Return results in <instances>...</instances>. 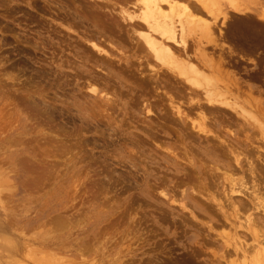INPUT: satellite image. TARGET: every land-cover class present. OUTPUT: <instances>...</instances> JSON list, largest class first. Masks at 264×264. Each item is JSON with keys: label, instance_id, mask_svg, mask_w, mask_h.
Here are the masks:
<instances>
[{"label": "rangeland", "instance_id": "rangeland-1", "mask_svg": "<svg viewBox=\"0 0 264 264\" xmlns=\"http://www.w3.org/2000/svg\"><path fill=\"white\" fill-rule=\"evenodd\" d=\"M83 1L0 0V80L3 79L0 81V264H242L244 260L235 255L233 244L238 245L240 242L245 249L249 245H255L258 240L263 251L264 244H261V240L238 226L242 220L235 218L234 211L228 205L234 200L236 204L247 201L250 209L248 212L253 217L258 216V219H254L258 227L255 226V229L259 233L264 231V222L259 223V219L264 221V213H261L263 211H254L246 196L241 195V199L240 194L237 197V194L229 193L230 186L227 184L228 181L244 176L246 185H251L252 179L249 180L250 176L245 169L248 167L247 160L257 165V169L264 170V132L257 129L260 122L264 124V111H261L264 109V34H257L261 25L258 26L259 21L255 20L264 10V0H236L239 13L227 6L220 8L228 16L223 20L224 24L221 17L216 20L217 27L222 32L225 31L224 37V33L221 34L222 41L221 37L220 41H216L224 46L221 48L219 44L223 53L218 47L212 48L203 42L206 45L203 44L205 51L208 54L214 52L211 55L217 62V54L221 57L222 65L220 70L216 69L217 74L216 70H205L206 74L210 75L211 71V75L218 77L214 76L213 79L220 80H213L219 82L217 86L214 84L218 87L217 91L222 92L228 87L226 91L229 89V94L237 97L238 104L250 110L254 117L257 115L258 119L256 124L248 117H243L245 121L242 120L234 112H230L232 115L218 111L216 114L214 111L209 115L206 113L208 122L212 118L213 125L206 123V126L210 133L213 131L211 135L214 138H210L209 134L201 136L193 129L190 130L191 121L198 120L197 113L194 114L197 109L191 110L194 112L192 114L186 112L189 92L182 90L178 80L163 68V71L160 69L159 79L156 81V76L148 73L145 58L135 61L131 58L132 62L128 66L121 62L117 64V58L113 57V62L107 69L97 66L103 60L91 53L86 43L91 41L92 28L86 21L74 16L77 5L82 3L83 7L87 4ZM198 13L207 20L210 18L204 12ZM250 24L255 25L258 30ZM217 31L218 29L214 30L215 33ZM188 41L189 47L195 46L192 39ZM102 45L116 57L120 56L109 45ZM114 47L124 53L127 51L125 55L130 56L125 48L129 47L128 43L115 44ZM227 48L233 50L229 51ZM190 49L189 53H193ZM226 51L231 55L227 56ZM150 60L147 61L152 62L149 64L160 68ZM94 66H97L96 69ZM232 73L235 74L234 77ZM167 75L169 81L165 80ZM230 75L233 80L228 79ZM140 80L142 83L145 81V86L139 87L142 84ZM90 82L96 84L97 92L103 96L87 97L89 91L86 88ZM135 83L139 85L136 86ZM165 84L170 88L167 86L168 91ZM174 86L178 89H174ZM184 93L186 97L183 96ZM167 96L173 104L176 100L177 105L178 101L182 102L180 107L183 109L185 106L183 110L187 113L188 123L185 121L182 124L177 119ZM105 97L111 100L108 102L112 104H109L110 107L105 102ZM147 106L155 113V117L153 114L147 117ZM233 114L236 121L232 118ZM129 148L133 155H130V151L127 152ZM134 150L137 153L134 154ZM208 150L215 157H211ZM237 152L240 153L242 170L246 174L233 161ZM222 153L225 156L223 158L219 156ZM190 156L198 160V163ZM258 157L263 161L262 167L257 164L260 163ZM199 168L201 171H198ZM208 171L211 173L208 174ZM212 179L218 182V186ZM258 182L255 181L256 185ZM211 184L213 187L208 186ZM196 186L202 188H194ZM259 187L263 196L262 193L258 196L264 199V184L260 183ZM102 189L104 190L101 191ZM198 189L202 191V195L198 193ZM93 192H97V195L92 194ZM223 193H229L230 199H221L220 203L217 197L226 198ZM91 196L97 197L95 199ZM211 196L218 203L212 201ZM222 202H228V205ZM230 215L232 220L229 219ZM224 234H232L231 239ZM225 240L228 246L230 244L229 247L225 245ZM254 254L255 251L250 250L246 261L251 255L248 260L250 262Z\"/></svg>", "mask_w": 264, "mask_h": 264}, {"label": "bare ground", "instance_id": "bare-ground-1", "mask_svg": "<svg viewBox=\"0 0 264 264\" xmlns=\"http://www.w3.org/2000/svg\"><path fill=\"white\" fill-rule=\"evenodd\" d=\"M68 1V0H67ZM70 1V0H69ZM73 1V0H72ZM35 2V0H34ZM87 3L86 5L84 4L83 7L81 5H77L75 7V12H74V16L76 18H80L81 21H86L90 27L92 28V33L90 35V38H91V41L90 42H86L88 43L87 45L90 47L91 49V53H94V55H98L102 60L103 62L101 63H98L97 66H102L105 67V69H107L109 67V65L113 62L112 59H116V63L118 64L119 62L121 63H125V65H128L130 64V59H134L135 60H140V58H145V61H146V64H147V67H148V73H150L151 75H155L156 76V81L159 79V71L161 68H163L164 70H166L168 73H170L171 75H173L174 79H177L176 81L179 82L181 85H182V90H187L189 93H188V104L186 102V100L184 99V101L186 102L187 106L186 109L188 108V110H186L187 113H194L192 112L191 110H196L197 112H195L194 114L197 115V118L198 120H192L191 123H190V130H194L196 131V133L200 134L202 136V134L204 136H208L211 135V133L213 132L211 130V133L210 131L207 129V126H206V123L207 124H210L211 123V116L209 119V122L207 121L208 120V116L210 112H215L216 114V111L218 112H222V113H230V112H234L236 114V116L242 118V120H244L243 117H248L250 118L251 120L254 121V123L258 124L257 121L258 119L256 118V116L254 117V115L250 112V110H246V108L242 107V104H238V99L237 97L233 94L230 95L231 93L228 92L230 91L228 89V91H226V89L228 88L227 85H224L225 86V90H223L221 92V90L217 91L218 90V87H216L219 83V82H214L213 80L217 81L218 79H213L214 76L216 75H211V71H214V70H220L221 69V61H220V58L217 54V58H218V62L217 60H215L213 57H212V53L214 52H211V54H208L207 51H205L204 47L206 45H209V46H212V48H216L218 47V49L220 48L219 47V44L221 45V48L224 47L222 46V43L221 42H218L216 43V41H220V37H221V34L222 37H224L225 35V31L222 32V30L220 29V27L218 28L217 25H216V20L218 19V17H221L222 19V24L223 23V20L228 18L227 14L223 11H221V7L223 6H227L229 7L230 9L234 10L235 13H239V10H238V6H237V3H236V0H84L83 3ZM31 4V3H30ZM72 4V3H71ZM2 5V4H1ZM68 6V5H67ZM69 7V6H68ZM242 7V6H241ZM228 8V9H229ZM73 9V8H72ZM74 10V9H73ZM80 10V11H79ZM225 10V9H224ZM1 11V10H0ZM11 11V10H10ZM246 11V10H245ZM198 12H204L206 14V16L210 17L208 18V20L206 19V17L204 15H201L200 13ZM233 12V13H234ZM242 12V11H241ZM203 13V14H204ZM248 13V11L246 12ZM244 12V14H246ZM36 14V13H35ZM73 15V14H71ZM240 15V14H238ZM248 15V14H247ZM29 16V14H28ZM73 16V17H74ZM244 16V15H243ZM249 16V15H248ZM29 18V17H28ZM246 19V17H245ZM31 20V19H30ZM211 20V21H210ZM255 20H258V23L257 25L259 26V24L261 26L258 27V29H260V31L255 27V25H251L253 26V28L255 27L256 30H258V33L257 34H260V35H263L264 34V10L261 11V14L260 16L258 17V19H255ZM74 21V20H73ZM83 23V22H82ZM249 23V22H248ZM87 24V25H88ZM45 26V25H44ZM87 27V26H86ZM89 27V26H88ZM217 27V28H216ZM218 29V33H215L214 30ZM88 29V28H87ZM88 31V30H87ZM86 31V32H87ZM254 31V30H253ZM252 31V32H253ZM251 32V33H252ZM65 33V32H64ZM216 34L218 35V37H216ZM199 35V36H198ZM222 37H221V41H222ZM255 37V35H254ZM192 39V42L193 44L195 43V46L193 47H189V43H187V41L191 40ZM203 39V41L201 40ZM195 40V41H194ZM196 40H200L199 42H197ZM257 40V39H256ZM255 40V41H256ZM188 41V42H189ZM205 41V42H204ZM253 41V40H252ZM254 41V42H255ZM10 42V41H9ZM22 42V41H20ZM126 42V44L128 43L129 44V47H125L126 49H128V53H130V56L127 57V55H125V53L127 52H123L121 51L119 48L117 47H114L115 44H119V45H123L124 43ZM197 42V43H196ZM206 44H204V43ZM252 43V42H251ZM1 44V43H0ZM47 44V43H46ZM102 44H107L109 45L110 47H112L113 49L112 50H115V52L119 53L120 56L116 57V55H114L112 52H109L107 51V48L106 50L103 48L104 46ZM205 46H204V45ZM261 44V43H260ZM31 45V44H30ZM33 45V44H32ZM31 45V46H32ZM84 45V44H83ZM103 47H102V46ZM106 45V46H107ZM192 45V44H191ZM253 45V44H252ZM255 45V44H254ZM81 46V45H80ZM87 46V47H88ZM36 48V46H34ZM88 47V48H89ZM255 47V46H254ZM190 48L194 49V50H191ZM89 49V50H90ZM189 49L191 51H193V53H189ZM217 49V50H218ZM111 50V51H112ZM131 50V51H130ZM220 51L222 49H219ZM218 50V51H219ZM227 50H233L232 48L228 49ZM225 51V50H224ZM241 51V50H240ZM90 52V51H89ZM223 53V51H221ZM220 52V54H221ZM234 52V51H233ZM233 52H231L233 54ZM242 52V51H241ZM57 53V52H56ZM251 53V52H250ZM49 54V53H48ZM127 54V53H126ZM219 54V55H220ZM225 54V52H224ZM223 54V55H224ZM227 54H230V53H227L226 51V55ZM249 54V53H247ZM231 55V54H230ZM77 56V55H76ZM229 56V55H227ZM114 57V58H113ZM193 58L195 59L194 63L193 62ZM226 58V56H225ZM242 58V57H241ZM151 59V60H150ZM243 59V58H242ZM4 60V59H3ZM154 61L155 63H157L160 68H156L154 65H151L149 63H152V62H147V61ZM223 60V59H222ZM228 61L230 59H227ZM226 60V61H227ZM75 61V60H74ZM133 61V63H134ZM143 61V60H142ZM145 61H143L145 63ZM240 61V60H239ZM50 62V61H49ZM107 62V63H106ZM132 62V61H131ZM233 62V60H232ZM230 62V63H232ZM94 63L96 64V61H94ZM234 64V63H233ZM114 65V63H113ZM134 65V64H133ZM226 65V64H224ZM236 65V64H235ZM10 66V65H9ZM97 66H94L97 67ZM115 66V65H114ZM114 66H111V67H114ZM129 66V65H128ZM138 66V65H137ZM232 66V65H231ZM234 66V65H233ZM120 67V66H119ZM124 67V66H122ZM140 67V66H139ZM224 68H226L225 66H223ZM5 68V67H4ZM14 68V66H13ZM101 68V69H102ZM128 68V67H127ZM138 68V67H137ZM228 68V67H227ZM226 68V69H227ZM230 68V67H229ZM96 69V68H95ZM94 69V70H95ZM101 69H98V70H101ZM104 69V68H103ZM102 69V70H103ZM115 69V68H114ZM129 69V68H128ZM127 69V70H128ZM141 69V68H140ZM163 69H161L163 71ZM208 69V70H211L210 71V75L206 74L205 70ZM7 70V69H6ZM16 70V69H15ZM93 70V71H94ZM126 70V71H127ZM130 70V69H129ZM128 70V71H129ZM146 70V69H145ZM207 70V71H208ZM216 70V71H217ZM8 71V70H7ZM125 71V72H126ZM96 72V71H95ZM101 72V71H100ZM121 72V71H120ZM147 72V70H146ZM107 73V72H106ZM216 74L218 73L215 72ZM222 73V72H221ZM221 73H219L221 75ZM103 74V72H102ZM146 74V73H145ZM223 74V73H222ZM234 74V73H232ZM81 76V75H80ZM107 76V75H106ZM162 76V75H161ZM168 76V75H167ZM212 76V78H210ZM225 76H227L225 74ZM235 76V74L233 75V77ZM131 76H129L130 78ZM231 75L228 76V79H230ZM231 77V78H233ZM3 78V77H2ZM28 78V77H27ZM86 78V77H85ZM133 78V77H132ZM215 78H218L217 76ZM111 79V78H110ZM127 79V78H126ZM212 79V81H211ZM3 79H1L0 81H2ZM29 80V79H28ZM133 80V79H132ZM166 81H169V76L167 79H165ZM230 80H233V79H230ZM98 81V80H97ZM161 81V80H160ZM220 81V80H218ZM35 82V81H34ZM132 82V81H131ZM135 82V80H134ZM138 82V81H136ZM141 82V80H140ZM139 82V83H140ZM144 82L139 85V83H137L139 85V87H142L145 86L144 85ZM150 82V80L148 81ZM147 81H146V84H149ZM162 82V81H161ZM165 82V81H164ZM173 82V81H172ZM223 82V81H222ZM18 83V82H17ZM85 83V82H84ZM91 83V82H90ZM216 83V84H215ZM224 83V82H223ZM38 84V83H37ZM94 84V83H93ZM92 83L88 85V87L86 89H88L89 91V95H87V97L89 98H92L94 95L97 97V95L99 96H103V94H99L97 92V88H96V84L93 85ZM137 84L135 83V85L137 86ZM151 84H154V83H151ZM174 84H175V81H174ZM178 84V83H177ZM216 86H215V85ZM228 84V83H226ZM233 84V83H232ZM7 85V84H6ZM19 85V84H18ZM35 85V84H34ZM150 85V84H149ZM157 85V84H156ZM156 85H154L156 87ZM166 85V86H165ZM165 88L167 89V84H165ZM223 85V84H222ZM10 86V85H9ZM23 86V85H22ZM153 86V87H154ZM158 87H159V84H158ZM172 87V86H171ZM179 87V86H178ZM223 87V86H222ZM84 88V87H83ZM131 88V87H130ZM145 88V87H144ZM149 88V86H148ZM169 88V86H168ZM178 89L176 86H174V89ZM184 88V89H183ZM220 88V86H219ZM224 88V87H223ZM135 89V88H134ZM156 89V88H155ZM159 89V88H158ZM157 89V90H158ZM170 89V88H169ZM173 89V88H172ZM222 89V88H220ZM160 90V89H159ZM158 90V91H159ZM182 90H176L177 92H180ZM139 91V90H137ZM162 91V90H161ZM168 91V89H167ZM13 92V91H12ZM83 92V91H82ZM171 92V91H170ZM182 92H185V91H182ZM102 93H106L108 94L107 92H102ZM123 93V92H122ZM125 93V92H124ZM169 93V92H168ZM181 93V92H180ZM230 93V94H229ZM88 94V93H87ZM146 94V93H145ZM156 94V93H155ZM160 94V93H159ZM175 94V93H174ZM177 94V93H176ZM13 95V94H12ZM27 95V94H26ZM110 95V94H109ZM158 95V94H157ZM11 96V95H10ZM55 96V95H54ZM173 96V95H172ZM183 96H185V93L183 94ZM157 97V96H156ZM163 97V96H162ZM168 97V96H167ZM166 97V98H167ZM186 97V96H185ZM13 98V97H12ZM27 98V97H26ZM170 97H168V101L170 102V106L172 108V111L173 113L175 114V116L177 117V119L179 121H181L182 124H185V121H187L188 123V116H187V113L184 112L183 109H185L183 107V109H181L180 107V103L182 104V102H179L178 101V104H176V101H175V104H173V101L171 100V98L169 99ZM24 99V98H23ZM28 99H29V96H28ZM106 99V97L104 98ZM138 99V98H137ZM163 99H165L163 97ZM179 100V99H178ZM183 100V99H182ZM13 101V100H12ZM136 101V100H135ZM37 102V101H36ZM35 102V103H36ZM105 102H107V104L109 105L110 103L108 102H111L110 99H107L105 100ZM140 102V101H139ZM166 102V101H165ZM9 103V102H8ZM30 103H31V100H30ZM97 103V102H96ZM155 103V102H154ZM184 103V102H183ZM10 104V103H9ZM21 104V103H20ZM29 104V103H28ZM33 104V103H32ZM114 104V103H113ZM22 105V104H21ZM30 105V104H29ZM99 105H101L99 103ZM112 105V104H110ZM109 105V107H110ZM183 105V104H182ZM181 105V106H182ZM185 105V104H184ZM8 107V105H5ZM134 106V105H133ZM139 106V105H137ZM164 106V105H163ZM168 106H169V103H168ZM250 105H248L249 107ZM6 107V108H7ZM31 107V106H29ZM33 107V106H32ZM96 107V106H95ZM100 107V106H99ZM136 107V106H135ZM12 108V107H10ZM27 108V107H26ZM34 108V107H33ZM101 109V108H100ZM106 110V108H104ZM109 109V108H108ZM104 110V111H105ZM137 110V108H136ZM22 111V110H21ZM36 111V110H34ZM102 111V110H101ZM171 111V110H170ZM189 111V112H188ZM261 111H264L261 110ZM94 112V111H93ZM107 114V111H105ZM146 115L147 117L152 115L153 114V111H151V108L149 109V107L147 106L146 110ZM155 112V111H154ZM258 112H260L258 110ZM89 113V112H87ZM104 113V112H103ZM170 113V112H169ZM206 113H208L206 115ZM65 114V113H64ZM90 114V113H89ZM155 114V113H154ZM152 115L155 117V115ZM231 114V113H230ZM235 114H233L234 116L232 117L233 119L235 118ZM264 112H262V116H263ZM85 115V114H84ZM104 115V114H103ZM141 115V114H140ZM170 115V114H169ZM210 115H213L210 114ZM220 115V113H219ZM229 115V114H228ZM232 115V114H231ZM260 115H261V112H260ZM97 116V114H96ZM151 116V117H152ZM159 116V115H157ZM259 116V115H258ZM102 117V116H101ZM223 117V116H222ZM15 118V117H14ZM58 118V117H57ZM97 118V117H96ZM116 118V117H115ZM125 118V117H124ZM136 118V117H135ZM150 118V117H149ZM161 118V117H160ZM168 118V117H167ZM218 118V116H217ZM130 119V118H129ZM144 119V118H143ZM159 119V118H158ZM169 119V118H168ZM176 119V118H175ZM187 119V120H186ZM224 119V118H223ZM264 119V118H263ZM152 120V118H151ZM165 120V119H164ZM219 120V119H218ZM236 121V119H234ZM50 121V120H49ZM167 121V120H166ZM164 121V122H166ZM207 121V122H206ZM245 121V120H244ZM105 122V121H104ZM159 122V121H157ZM156 122V125H158ZM169 122V121H168ZM190 122V121H189ZM226 122V121H225ZM42 123V122H41ZM170 123V122H169ZM173 123V122H172ZM35 124V123H34ZM39 124V123H38ZM47 124V123H46ZM125 124V123H123ZM212 124V123H211ZM9 125V124H8ZM129 125V124H128ZM178 125V124H177ZM213 125V124H212ZM30 126V125H28ZM36 126V125H35ZM160 126V124H159ZM167 126V125H166ZM26 127V126H25ZM31 128H33L32 126H30ZM128 127V126H127ZM140 127V126H139ZM142 127V126H141ZM154 127V126H153ZM170 127V126H169ZM210 127V125H209ZM257 127V125H256ZM37 128V127H36ZM151 128V127H150ZM166 128V127H165ZM246 128V127H245ZM260 130H259V129ZM35 129V127H34ZM157 129V128H156ZM221 129V128H220ZM226 129V128H225ZM257 129L259 131H263L264 132V124H262V122H260L258 124V127ZM28 131H30L29 129H27ZM89 130V129H88ZM175 130V129H174ZM227 130V129H226ZM41 131V130H40ZM114 131V130H113ZM185 131V130H184ZM193 131V132H194ZM225 131V130H224ZM230 131V130H229ZM31 132V131H30ZM111 132V130H110ZM171 132V131H170ZM261 132V133H263ZM1 133V132H0ZM33 133V132H32ZM38 133V132H36ZM42 133V132H41ZM46 133V132H45ZM174 133V132H173ZM172 133V134H173ZM177 133V132H176ZM230 133V132H229ZM31 134V133H30ZM113 134V133H112ZM136 134V133H135ZM150 134V133H149ZM194 134V133H193ZM220 134V133H219ZM38 135V134H37ZM41 135V134H40ZM69 135V134H68ZM67 135V136H68ZM199 135V136H200ZM230 135V134H229ZM47 136V135H46ZM60 136V135H59ZM64 137V134L62 135ZM189 136V135H188ZM214 138V135L212 134L210 138ZM32 137V136H31ZM53 137V136H52ZM55 137V136H54ZM53 137V138H54ZM105 137V136H104ZM108 137V136H107ZM106 137V138H107ZM156 137V136H154ZM187 137V136H186ZM110 138V137H109ZM195 138V137H194ZM193 138V139H194ZM202 138V137H201ZM216 140L218 139L217 136H215ZM20 139V138H19ZM41 139V138H40ZM46 139V138H45ZM50 139V138H49ZM58 139V137H57ZM142 139V138H141ZM154 139V138H152ZM185 139V138H184ZM208 139V137H207ZM55 140V139H54ZM63 140V139H61ZM102 140V139H101ZM171 140V139H170ZM196 140V139H194ZM58 141V140H57ZM60 141V140H59ZM68 141V140H67ZM86 141V140H85ZM124 141V140H123ZM158 141V140H157ZM193 141V140H192ZM209 141V139H208ZM62 142V141H61ZM60 142V143H61ZM65 142V141H64ZM63 142V143H64ZM153 142V141H152ZM156 142V141H155ZM159 142V141H158ZM196 142V141H195ZM202 142V141H201ZM216 142V141H215ZM217 142H219L217 140ZM240 142V141H239ZM18 143V142H17ZM21 143V142H20ZM56 143V142H55ZM99 143V142H98ZM200 143V142H199ZM241 143V142H240ZM13 144V143H12ZM15 144V143H14ZM24 144V143H23ZM62 144V143H61ZM68 144L70 145V143L68 142ZM81 144V143H80ZM182 144V143H181ZM213 144V143H212ZM228 142H227V146H228ZM232 144V143H231ZM66 145V144H65ZM72 145V144H71ZM202 145V144H201ZM73 146V145H72ZM176 146V145H175ZM198 147H200L199 145H197ZM212 146V145H211ZM216 146V145H215ZM233 146V145H232ZM235 146V145H234ZM249 146V144L247 145V147ZM35 147V146H34ZM63 147L65 148V150L67 149L66 146L63 145ZM180 147V146H178ZM186 147V146H185ZM205 147V145H204ZM203 147V148H204ZM229 147V146H228ZM252 147V146H251ZM62 148V147H61ZM206 148V147H205ZM210 148V147H209ZM215 148V147H214ZM220 148V147H219ZM225 148V147H224ZM223 148V151L226 149ZM231 148V147H230ZM234 149H237L236 147H233ZM53 149V148H52ZM60 149V147L58 148ZM70 149V148H68ZM72 149V148H71ZM189 149V148H188ZM232 149V148H231ZM233 149V150H234ZM249 149V148H248ZM251 149V148H250ZM253 149V148H252ZM131 149L129 148L128 151H130ZM191 150V149H190ZM189 150V151H190ZM205 150V149H204ZM221 150V149H220ZM218 150V152L220 151ZM227 150V149H226ZM238 150V149H237ZM245 150V149H244ZM257 150V149H256ZM64 151V150H62ZM67 151V150H66ZM65 151V152H66ZM132 151V150H131ZM130 151V152H131ZM194 151V150H193ZM215 151V150H214ZM222 151V150H221ZM222 151V152H223ZM249 151V150H248ZM254 151V150H252ZM68 152V151H67ZM163 152V151H162ZM178 152V151H177ZM197 152V151H196ZM209 152V150L207 151V153ZM212 152V151H211ZM211 152H209L211 154ZM232 152V151H231ZM234 152V151H233ZM251 152V151H250ZM137 153L135 152L134 150V154ZM188 153V152H187ZM52 155V153H49ZM174 154V153H173ZM240 153H236L234 154V163L238 166L239 169H241V171H244V173L246 172L248 175L247 177H249V180L250 178L252 180H250V184L249 186L246 185V181H243V177H240L238 179H235L234 181L231 180V181H228L229 185L230 186V189H229V193H235L237 194V197H238V194H240V197L241 195L242 196H246V199L248 198L252 205V209L254 211H257V209L263 211L261 212L262 214L264 213V205H263V197H259V193L261 194V187H259L260 183L261 184H264V170L263 169H257L258 167H256L255 165L252 164V162H250L249 160H245L247 162L246 165H248V167H244L246 169L245 170H242V167L241 166V161L239 159V155ZM251 154V153H250ZM130 155H133L132 152ZM137 155V154H136ZM184 155V154H183ZM188 155V154H187ZM199 155V154H198ZM257 155V154H256ZM59 156V155H58ZM128 156V155H127ZM140 156V154H139ZM142 156V155H141ZM170 156V154H169ZM172 156V154H171ZM174 156V155H173ZM219 156H224V154L222 153V155L220 154ZM54 157V156H53ZM177 157V156H176ZM193 160H195V158H193L192 156H190ZM211 157H215V154H211ZM222 157V158H223ZM244 157V156H243ZM261 157V156H260ZM260 157H258L260 159ZM131 158V157H130ZM189 161L191 160L189 157H186ZM257 158V160H258ZM28 159V158H27ZM43 159V158H42ZM134 159V158H133ZM136 159L137 156H136ZM230 159V158H229ZM228 159V160H229ZM243 159V158H242ZM40 160V159H39ZM128 160V159H126ZM132 160V159H130ZM129 160V161H130ZM179 160V158H178ZM24 161V160H23ZM30 161V160H29ZM41 161V160H40ZM134 161V160H133ZM177 161V160H176ZM204 161V160H203ZM206 161V160H205ZM204 161V162H205ZM220 161V160H219ZM256 161V160H255ZM181 162V161H180ZM190 162L193 163V161L191 160ZM195 162L198 163V160H195ZM208 162V161H207ZM244 162V161H243ZM244 162V163H246ZM263 163V161H261L260 159V163ZM131 163V162H130ZM136 163V162H135ZM134 163V164H135ZM141 163V162H140ZM182 163V162H181ZM179 163V164H181ZM187 163V162H186ZM185 163V164H186ZM229 163V162H228ZM253 163H255L253 161ZM259 162L257 163L258 165H260V167H262V163L260 164ZM59 164V163H58ZM61 164V163H60ZM59 164V165H60ZM65 164V163H64ZM95 164V163H94ZM132 164V165H134ZM137 164V163H136ZM177 164V165H179ZM211 164V163H210ZM256 164V163H255ZM36 166L37 163L35 164ZM42 165V164H41ZM40 165V166H41ZM55 165V164H54ZM130 165V164H129ZM187 165V164H186ZM206 165V164H205ZM230 165V163H229ZM188 166V165H187ZM234 166V165H233ZM245 166V165H244ZM27 167V166H26ZM47 167V166H46ZM135 167V166H134ZM137 167V166H136ZM232 167V166H230ZM229 167V168H230ZM235 167V166H234ZM232 168V169H235V168ZM259 167V168H260ZM204 168V167H203ZM211 168V167H210ZM231 169V170H232ZM41 170V169H40ZM49 170V169H48ZM54 170V169H53ZM52 170V171H53ZM192 170V169H191ZM209 170V169H208ZM220 170V169H219ZM223 170V169H222ZM185 171V170H183ZM198 171H201L200 168L198 169ZM236 171H238L236 169ZM31 172V171H30ZM29 172V173H30ZM36 172V171H35ZM61 171H59L60 173ZM194 172V171H192ZM213 172V171H212ZM227 172V171H225ZM34 173V172H33ZM37 173V172H36ZM35 173V174H36ZM43 173H44V170H43ZM42 173V174H43ZM51 173V172H50ZM131 173V172H130ZM203 173V172H202ZM211 173L210 171H208V174ZM228 173V172H227ZM243 173V174H244ZM245 173V174H246ZM32 174V173H31ZM40 175V173H38ZM97 174V173H96ZM101 174V173H100ZM195 174V173H194ZM226 174V173H225ZM229 174V173H228ZM232 174V173H231ZM95 175V174H94ZM173 175V174H172ZM192 175V173L190 174ZM217 175V173H216ZM242 175V174H241ZM35 177H37L36 175H34ZM98 176V175H96ZM181 176V175H180ZM179 176V177H180ZM207 177V174L205 175ZM211 176V175H210ZM221 176V175H220ZM222 176H225V175H222ZM230 176V175H229ZM234 176V175H233ZM48 177V176H47ZM51 177V175H50ZM111 177V175H110ZM164 177V176H163ZM185 177H187V175L185 174ZM192 177V176H191ZM219 177V175H218ZM216 177V179L218 180L219 178ZM39 178V177H38ZM37 178V179H38ZM44 178H46L44 176ZM106 178V177H104ZM108 178V176H107ZM189 178V176H188ZM194 178V177H193ZM192 178V179H193ZM213 179L215 177H212ZM227 178V177H226ZM34 179V178H33ZM40 179V178H39ZM162 179V178H161ZM191 179V178H190ZM196 179V177H195ZM209 179V178H208ZM207 179V180H208ZM212 179V180H213ZM223 181L226 179L222 178ZM47 180V179H46ZM49 180V179H48ZM106 180V179H105ZM104 180V181H105ZM179 180V179H178ZM183 180V179H181ZM201 180V179H200ZM215 180V179H214ZM213 180V181H214ZM259 181L258 184L256 185L255 181ZM24 181V180H23ZM27 181V180H26ZM37 181V180H36ZM35 181V182H36ZM40 181V180H39ZM90 181V180H89ZM113 181V180H112ZM118 181V180H117ZM191 181V180H190ZM193 181H195L193 179ZM192 181L193 185H194V182ZM248 181V180H247ZM28 182V181H27ZM106 182V181H105ZM180 182V181H179ZM184 182V181H182ZM189 183V181H187ZM186 182V183H187ZM198 182V181H197ZM196 182V183H197ZM215 182V181H214ZM217 182V181H216ZM215 182V183H216ZM263 182V183H262ZM29 183V182H28ZM27 183V184H28ZM77 183V182H76ZM121 183V182H120ZM178 183V182H177ZM31 184H34V183H31ZM48 184V183H47ZM85 184V183H84ZM101 184V183H100ZM149 184V182H148ZM185 184V183H184ZM214 184V183H213ZM208 185L209 187H213L212 185ZM218 184V182L216 183V185ZM46 185V184H45ZM50 185V184H49ZM178 185V184H177ZM192 185V186H193ZM196 185V184H195ZM205 185V184H204ZM26 186V185H25ZM44 186V185H43ZM78 186V185H77ZM101 186V185H100ZM113 186V185H112ZM123 188H124V185H122ZM199 186V185H198ZM198 186L194 187V188H197ZM207 186V188H209ZM218 186V185H217ZM216 186V187H217ZM224 186V184L222 185ZM88 187V186H87ZM116 187V186H115ZM126 187V186H125ZM131 187V185H130ZM154 188V186H152ZM206 187V185H205ZM205 187L203 188L204 189V192H206L205 190ZM75 188V187H74ZM90 188V187H89ZM102 188V187H100ZM179 188V187H178ZM194 188L192 189V191L194 190ZM199 188V187H198ZM202 188V187H200ZM199 188V189H200ZM225 188V186H224ZM105 189V188H104ZM104 189H102L101 191H103ZM198 189V193L200 194L202 191H200ZM210 189V188H209ZM87 190V189H86ZM109 190V189H108ZM211 190V189H210ZM223 190V188H222ZM40 191V190H39ZM80 191V190H79ZM99 191V190H97ZM106 191V190H105ZM212 191V190H211ZM246 191V192H245ZM249 191V192H248ZM264 191V190H263ZM31 192V191H30ZM29 192V193H30ZM71 192V191H69ZM87 192V191H86ZM162 192V191H160ZM213 192V191H212ZM32 193V192H31ZM34 193V192H33ZM95 192H93L92 194H94ZM152 193V191L150 192ZM193 193V192H192ZM228 194H224L225 197L227 198H222L220 197H217L218 201L220 200V203L221 201L224 199V200H227L230 199V197L228 196ZM248 193V195H247ZM84 194V193H83ZM88 194V193H87ZM91 194V195H92ZM97 195V192L95 193ZM156 194V193H155ZM158 194V193H157ZM164 194V193H163ZM194 194V193H193ZM69 195V194H68ZM99 195V194H98ZM152 195V194H151ZM160 195V194H159ZM165 195V194H164ZM196 195V194H195ZM202 195V193H201ZM207 195H210L207 193ZM212 195V194H211ZM77 196V194L75 195ZM118 196V195H117ZM158 196V195H157ZM192 196V194H191ZM219 196V195H217ZM262 196H263V193H262ZM93 197V196H91ZM97 197V196H96ZM96 197H93L96 199ZM115 197V196H114ZM161 197V196H160ZM110 198V197H109ZM117 198V197H116ZM162 198V197H161ZM175 198V197H174ZM210 198V197H209ZM91 199V198H90ZM118 199V198H117ZM156 199V198H155ZM164 199V198H163ZM197 200V198H195ZM212 201H216L213 196H211L210 198ZM209 199V200H210ZM222 199V200H221ZM234 199V198H233ZM242 199V197H241ZM263 199V200H262ZM74 200V199H73ZM132 200V199H131ZM201 200V199H199ZM105 201V200H104ZM114 201V200H113ZM174 201V200H173ZM244 201V200H243ZM112 202V201H111ZM132 202V201H131ZM143 202V201H142ZM175 202V201H174ZM204 202V201H203ZM217 202V201H216ZM240 202V201H238ZM247 202V201H246ZM240 203V204H236L237 202L234 200V201H230L229 205H228V202L227 203H223V204H226V206L228 205L229 208H231L233 211H234V216L235 218L238 220V218L242 220L241 223H239V227H242V229H245L246 231H249L250 233H252L254 236H256L257 238H259V240H261V244L263 243L264 244V231L262 232L261 230V233H259L257 231V229H255L257 226H256V221L254 218L258 219L257 217L258 216H252L251 213L248 212L249 207H248V204L247 203ZM108 203V202H107ZM145 203V202H144ZM143 203V204H144ZM170 203V202H169ZM172 203V202H171ZM180 203V202H179ZM182 203V202H181ZM218 203V202H217ZM105 204V203H104ZM134 204V202H133ZM142 204V205H143ZM184 204V203H183ZM222 204V205H223ZM103 205V204H102ZM108 205V204H107ZM136 205V204H135ZM134 205V206H135ZM146 205V203H145ZM175 205V204H174ZM186 205V204H185ZM221 205V206H222ZM248 208H247V207ZM225 208V205L223 206ZM205 208V206H204ZM207 208V207H206ZM227 208V207H226ZM126 209V207H125ZM164 209V208H163ZM211 209V208H210ZM207 210V209H206ZM227 210V209H226ZM71 211V210H70ZM69 211V212H70ZM132 211V210H131ZM222 212V210H220ZM231 211V210H230ZM125 212V211H124ZM242 212V213H241ZM127 213V211L125 212ZM224 214V212H222ZM227 213V212H226ZM67 214V213H66ZM133 214V213H132ZM231 214V213H230ZM260 214V213H259ZM126 215V214H124ZM123 215V216H124ZM130 215V214H129ZM217 215V213H216ZM242 215V217H241ZM57 216H59L57 214ZM62 216V215H60ZM127 216V215H126ZM125 216V217H126ZM164 216V215H163ZM53 217V216H52ZM64 217V216H63ZM128 217V216H127ZM228 217V216H227ZM253 217V218H252ZM233 218L231 215L229 217V219ZM126 219V218H125ZM225 219V218H224ZM226 220V221H229ZM112 220V219H111ZM114 220V219H113ZM123 220V219H122ZM127 220V219H126ZM125 220V221H126ZM136 220V219H135ZM138 220V219H137ZM232 220V219H231ZM260 222L259 223H263V219H259ZM225 221V222H226ZM75 222V221H74ZM122 222V221H121ZM236 222V221H235ZM59 223V222H58ZM62 223V222H60ZM83 223V222H82ZM132 223H134V220L132 221ZM144 223V221H143ZM124 224V223H123ZM135 224H137V222L135 221ZM140 224V223H139ZM229 224V223H228ZM232 224V223H231ZM230 224V225H231ZM259 224V225H261ZM264 224V223H263ZM108 225V224H106ZM114 225V224H113ZM119 225V224H118ZM122 225V224H121ZM131 225V223L129 224ZM128 225V227H129ZM258 225V223H257ZM133 226V224H132ZM131 226V227H132ZM140 226V225H139ZM236 226V224H235ZM256 226V227H255ZM103 227V226H102ZM238 227V228H239ZM52 228V227H51ZM105 228V227H104ZM114 228V227H112ZM111 228V229H112ZM232 228V227H231ZM258 228V227H257ZM261 228V227H260ZM100 229V228H99ZM110 229V230H111ZM131 229V228H130ZM134 229V226L133 228ZM241 229V228H240ZM53 230V229H52ZM225 230V229H224ZM231 230V229H230ZM263 230V229H262ZM128 231V230H127ZM237 231V230H236ZM133 232V231H132ZM244 232V231H243ZM99 233V231H98ZM97 234V233H96ZM117 234V233H116ZM261 234V235H259ZM102 235V234H101ZM232 235V234H231ZM231 235L229 236L228 234H224V236L227 238V237H230L231 239ZM43 236H46V235H43ZM97 236V235H96ZM234 236V234H233ZM253 236V237H254ZM100 237V236H99ZM104 237V236H103ZM255 237V239H256ZM262 238H263V241H262ZM235 239V238H234ZM119 240V239H118ZM247 240V239H246ZM257 240V239H256ZM113 241V240H112ZM142 241V240H141ZM228 241V240H227ZM235 241V240H234ZM248 241V240H247ZM226 242V240H225ZM230 242V241H229ZM228 242V243H229ZM237 243V242H235ZM245 243V242H244ZM89 244V243H88ZM87 245V244H86ZM97 245V244H96ZM95 245V246H96ZM124 245V244H123ZM227 245V242L226 244ZM249 245V244H248ZM247 245V246H248ZM130 246V245H129ZM228 246V245H227ZM230 246V244H229ZM228 246V247H229ZM250 246V245H249ZM249 246L248 248H243V245L242 243L239 242V244H233L232 245V248L234 249V253L235 255H237L238 259L239 257H241L243 260V263L242 264H264V261H263V258H264V249L263 251L261 250L262 247L260 246V242L257 240L256 244L255 245H251L250 246V249H249ZM259 246V247H257ZM121 247V246H120ZM123 247V246H122ZM95 248V247H94ZM246 249H248L246 251ZM200 250V249H199ZM250 250H254L255 251V254L252 256L250 262H248L250 256H248V260L246 261L247 259V255L249 253ZM82 251V250H81ZM197 251V250H196ZM195 252V251H194ZM200 252V251H199ZM202 252V251H201ZM252 252V251H251ZM250 252V253H251ZM233 254V253H232ZM231 254V255H232ZM230 255V254H229ZM98 256V255H97ZM191 256V254H190ZM234 256V255H233ZM47 257V256H46ZM100 257V256H99ZM45 258V257H44ZM84 258V257H83ZM229 258V257H228ZM43 259V258H42ZM51 260V258H49ZM190 259V258H189ZM47 260V259H46ZM136 260V259H135ZM145 260V258H144ZM147 260V259H146ZM186 261V260H185ZM47 262V261H46ZM134 262V261H133ZM241 262V261H240ZM239 262V263H240ZM141 263V262H140ZM202 263V262H201ZM200 263V264H201ZM231 263V262H230ZM150 264V263H149Z\"/></svg>", "mask_w": 264, "mask_h": 264}]
</instances>
